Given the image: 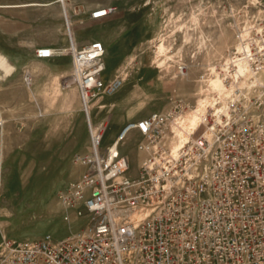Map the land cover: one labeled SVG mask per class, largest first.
Masks as SVG:
<instances>
[{
	"label": "built area",
	"instance_id": "built-area-1",
	"mask_svg": "<svg viewBox=\"0 0 264 264\" xmlns=\"http://www.w3.org/2000/svg\"><path fill=\"white\" fill-rule=\"evenodd\" d=\"M57 1L68 46H43L35 56L72 59L65 82L78 90L89 138L72 158L81 171L56 200L64 220L81 226L62 238L3 235L0 264H264V38L243 30L228 59L201 75L205 83L218 76L221 85L209 81L203 89L210 102L196 131L179 122L191 105L175 90L167 109L128 121L105 144L112 115L95 120L91 105L115 94L125 78L105 81L106 46L95 40L79 47L73 19L104 20L117 6ZM23 80L33 83L27 69ZM4 124L0 116V133ZM135 132L132 176L123 147Z\"/></svg>",
	"mask_w": 264,
	"mask_h": 264
},
{
	"label": "rangeland",
	"instance_id": "rangeland-1",
	"mask_svg": "<svg viewBox=\"0 0 264 264\" xmlns=\"http://www.w3.org/2000/svg\"><path fill=\"white\" fill-rule=\"evenodd\" d=\"M27 1L0 0V58L18 61L11 75L0 67V116L5 121L0 133V240L3 235L62 238L81 226L74 219L64 220L55 197L75 177L72 157L88 146L79 149L58 140L69 132L70 111L79 101L76 89L67 86L66 79L61 82L64 90L59 82L30 88L23 84L19 64L33 58L37 48L21 49L8 33L19 30L20 35L35 38L42 34L46 44H54V30H62L68 44L65 21L53 6H47L40 17L33 8L1 7ZM112 4L117 12L107 19H73L74 31L83 33L86 43L101 40L106 46L103 76L112 80L122 73L125 78L115 94L91 105L95 120L112 115L105 144L128 121L167 109L175 90L191 105L182 121L200 105L204 108L210 98L203 89L209 81L214 88L221 81L212 75L205 83L201 75L228 59L243 30L264 38V0H114ZM163 44L166 50H161ZM53 65L38 60L36 71L45 72ZM179 67L185 68L184 75ZM147 71L153 72V81H139L138 86L136 79ZM139 138L131 135L123 147L132 176L138 174Z\"/></svg>",
	"mask_w": 264,
	"mask_h": 264
},
{
	"label": "crops",
	"instance_id": "crops-1",
	"mask_svg": "<svg viewBox=\"0 0 264 264\" xmlns=\"http://www.w3.org/2000/svg\"><path fill=\"white\" fill-rule=\"evenodd\" d=\"M80 1H82V0H80ZM108 1H109V3H104L103 0L102 1L99 0V2L104 3V4H112L114 2V0H108ZM47 6H49V7L53 6L55 10L59 11V15L62 17L61 6L57 0H49L48 2H47V0H28L27 2H24V3H19V4L16 3V4H12L10 6H1V7H10L13 9L33 8L34 10L37 11L38 16L40 17V14L42 16H44V12H45V9ZM84 18H86V17H84ZM37 29H40V26H38ZM42 29H43L42 31L45 30L44 25H42ZM75 32L76 31L73 32V36L76 38V41H77V44L79 47H82V46L90 43V42L86 43L87 41L84 40L83 33H81V32L75 33ZM8 33L12 34L13 37L15 36V38H16L15 40L18 43L17 46H19L21 49H31V48L33 49L34 48V50H35V48H40L43 46H48V47H51L53 49H56V48H60L59 46H61V47H67L68 46V44L66 43L65 33L62 30H54V35H55L54 44H46L44 41V36L42 34L38 35L37 38H35L33 36L31 37V35H29L28 33L25 36L20 35L19 30H17V31L13 30V31L8 32ZM58 44H62V45H58ZM34 56H35V52H34L33 58H30L27 61H22L19 64V65H21V69H22L21 79H22L23 84H25L24 80H23L24 71L27 69L30 71V73L33 77V83L30 87H32L33 85H37V84L40 87H45L46 85L51 84L52 82H55V83L59 82V89L64 90L65 88L61 85V82H63L67 78V75L71 69V66H72L71 56H69V55L55 56V57H52L49 59H38L36 56L35 57ZM38 60H47V61L51 62L52 64H54L53 65L54 67L50 68L49 70L42 72V73L37 72L36 71L37 70L36 63ZM16 62L18 63V61H16ZM16 62H12V61L6 62L5 58H3V59L0 58V64H1L0 67L5 66L6 72L8 73V75H11L12 71H14L15 67L18 66L15 64ZM106 70H107V63H106ZM104 79H105V81L110 80L109 77L107 79L104 77ZM139 81H142V83L144 81H146V82L147 81L148 82L153 81V72L147 71L143 75L138 77L136 79L138 86L140 85ZM74 88L76 89L79 101H77V104H75V106L70 111L72 113H70V115H69V118L71 119L70 125L68 126L69 132L68 133H66V132L62 133L58 140L60 143L63 141L65 145L71 144V146H73V147L79 146V149H81V148H83V146L85 147L88 145L89 136H88L87 124H86L85 118L81 112V103H80L79 93H78V90L75 86H74ZM151 89H153V88H151ZM61 95L62 96L64 95L63 92H61ZM65 109L68 111V108H65ZM62 110H64V108ZM139 119H141V118H139ZM122 127L123 126L119 127V131L121 130ZM135 134H138V133L135 132L132 135H135ZM80 171H81V167L73 165V169H72L73 175L77 176ZM55 197H56V195H55ZM15 238H17V237H15Z\"/></svg>",
	"mask_w": 264,
	"mask_h": 264
},
{
	"label": "bare ground",
	"instance_id": "bare-ground-1",
	"mask_svg": "<svg viewBox=\"0 0 264 264\" xmlns=\"http://www.w3.org/2000/svg\"><path fill=\"white\" fill-rule=\"evenodd\" d=\"M161 50H166L164 44L161 45ZM242 67V66H241ZM215 85L219 84V79L213 81ZM103 107V106H101ZM203 104L199 106L198 109H196V111H194L193 113H190L186 118L182 120H180L179 122L183 124L185 130L188 133H193L194 131H196V129L199 126V115L202 113L203 111ZM177 126V125H176ZM178 128V126H177ZM176 127H174L175 131H177L178 137L179 139H187L188 134H184L181 132L180 129H177Z\"/></svg>",
	"mask_w": 264,
	"mask_h": 264
}]
</instances>
